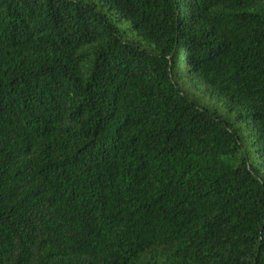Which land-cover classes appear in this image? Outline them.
<instances>
[{
    "label": "trees",
    "instance_id": "trees-1",
    "mask_svg": "<svg viewBox=\"0 0 264 264\" xmlns=\"http://www.w3.org/2000/svg\"><path fill=\"white\" fill-rule=\"evenodd\" d=\"M0 264H264V0H0Z\"/></svg>",
    "mask_w": 264,
    "mask_h": 264
}]
</instances>
